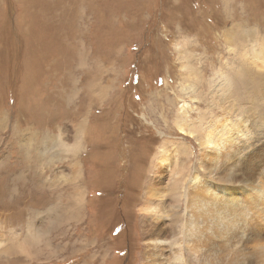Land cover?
Listing matches in <instances>:
<instances>
[{
	"label": "rangeland",
	"instance_id": "obj_1",
	"mask_svg": "<svg viewBox=\"0 0 264 264\" xmlns=\"http://www.w3.org/2000/svg\"><path fill=\"white\" fill-rule=\"evenodd\" d=\"M263 46L264 0H0V264H144L157 150L178 140L199 162L178 109L264 119ZM77 172L83 218L62 235Z\"/></svg>",
	"mask_w": 264,
	"mask_h": 264
},
{
	"label": "bare ground",
	"instance_id": "obj_2",
	"mask_svg": "<svg viewBox=\"0 0 264 264\" xmlns=\"http://www.w3.org/2000/svg\"><path fill=\"white\" fill-rule=\"evenodd\" d=\"M258 54L264 57V46ZM178 110L183 111L173 121L175 127L196 141L199 162L193 163L194 151L185 142L174 140L171 146L166 139L158 147L154 175L138 208L144 264H264V119L252 117L253 113L245 125L241 112L233 119L213 120L200 112L196 123L189 120L185 103ZM114 123L106 122L99 133L113 138ZM80 148L81 140L69 147ZM233 153L235 161L227 162ZM76 175L73 192L65 197L67 205L58 213L62 235L66 224L83 218L84 191L80 172ZM167 176L176 182L170 189ZM136 183H131L135 190ZM169 190H173L170 200L174 202L170 207ZM133 193L127 200L131 209L139 202ZM58 196L62 199V194ZM88 245L84 241L74 244L72 252L84 251ZM108 252L105 249L103 257Z\"/></svg>",
	"mask_w": 264,
	"mask_h": 264
}]
</instances>
